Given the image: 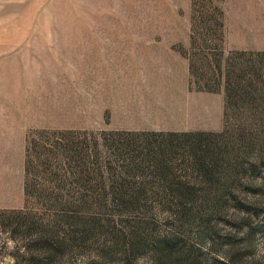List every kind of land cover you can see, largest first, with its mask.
<instances>
[{
    "label": "rangeland",
    "instance_id": "rangeland-1",
    "mask_svg": "<svg viewBox=\"0 0 264 264\" xmlns=\"http://www.w3.org/2000/svg\"><path fill=\"white\" fill-rule=\"evenodd\" d=\"M0 264H264V0H0Z\"/></svg>",
    "mask_w": 264,
    "mask_h": 264
}]
</instances>
